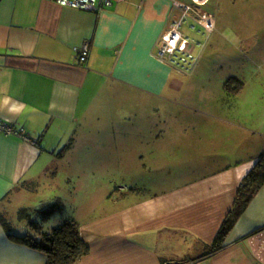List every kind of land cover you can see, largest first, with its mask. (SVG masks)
Here are the masks:
<instances>
[{
    "label": "crops",
    "instance_id": "1",
    "mask_svg": "<svg viewBox=\"0 0 264 264\" xmlns=\"http://www.w3.org/2000/svg\"><path fill=\"white\" fill-rule=\"evenodd\" d=\"M206 1L204 7L211 0ZM178 4L199 7L191 0H122L98 12H83L53 0H0V121L23 129L30 139L0 130V212L19 199L24 202L41 186L40 179L57 176L62 145L81 139L88 129L90 145L93 139V145L98 144L95 129L118 135L112 138L109 132L110 139L102 142L112 146L111 161L143 162L140 153L132 158L129 150L142 143L143 131L137 140L129 131H141L145 125L142 119L125 122L122 116L130 106L123 104L144 102L137 108L139 116L153 111L156 117L163 103L198 97L190 91L183 94L191 77L178 79L177 68L156 57L157 44L180 18ZM208 18L215 21L212 13L198 10L185 17L186 25L196 21V34L204 35L202 23ZM184 22L178 31L187 45L189 38L181 33ZM84 43L90 46L89 56L80 64L73 49ZM192 43L198 47L201 42ZM186 48L192 51L194 46ZM179 108L190 110L178 106L176 111ZM159 139L154 142L157 153L163 146ZM182 142L175 140L170 147ZM253 149L254 154L241 161L226 153L214 155L217 164H201L204 173L190 175V167L199 164L171 170L154 180L148 197L137 203L123 200L121 217L103 221L105 229L79 226L88 253L76 264H264V184L224 238L223 248L207 255L238 186L264 153L260 142L254 141ZM200 152L196 149L193 157ZM46 262L43 252L14 241L0 226V264Z\"/></svg>",
    "mask_w": 264,
    "mask_h": 264
},
{
    "label": "rangeland",
    "instance_id": "2",
    "mask_svg": "<svg viewBox=\"0 0 264 264\" xmlns=\"http://www.w3.org/2000/svg\"><path fill=\"white\" fill-rule=\"evenodd\" d=\"M193 10L212 13L214 31L207 33L205 30L204 35L201 32L198 35L200 29H196L199 27L196 21L190 20L188 25L186 21L183 23L181 33L185 39L189 38L188 44L194 48L192 51L186 48L188 44L180 38L176 45L180 50L177 58L184 52L195 60L191 71L177 67L179 75L175 73V76L180 80L192 78L183 88V94L190 91L198 97L194 95V101L186 96L174 99L178 103H163L156 117L153 111V115L148 111L146 116H139L137 108H143L144 102L130 100L129 104L122 106H130V111L122 116L125 122L142 119L145 125L141 131H137V127L129 131L132 140L139 139L136 136L143 131L142 143L129 147L130 156L133 158L138 152L143 162L111 161L112 146L102 142L110 139L109 135L106 136L109 132L112 138L118 135L109 129L106 132V128L95 129L93 134L97 136L98 144L93 145V139L90 145L88 135H91V129H88L82 132L81 139L67 140L62 145V158L55 171L57 176L40 179L41 186L33 189L34 193L27 194L24 202L19 199L13 208L0 212V219L8 218L19 234L26 232L27 225L30 233L36 235L38 231L47 232L66 220L75 221L81 228L99 231L105 229L103 221L121 217L123 200L137 203L140 198L148 197L157 177L161 179L171 170L176 173L187 164L200 165L190 167V175L204 173L205 166L201 164L211 168L217 164L213 156L222 157L223 153L241 161L254 154V141L260 142L264 148V0H211L205 7ZM194 40H200L198 47L192 43ZM165 62L171 65L168 60ZM199 96L206 101L207 107L200 103ZM171 103L176 105L175 111L171 109ZM178 106L190 110L179 108L180 111H176ZM116 121H119L117 117ZM240 129L243 130L240 132ZM118 134L120 137L121 131ZM157 138H160L158 143L163 139L158 153L154 145ZM175 140L184 142L170 147ZM205 141L215 146L207 147ZM196 149L201 152L193 157ZM221 164L224 166V162ZM79 173L84 174L78 177ZM20 209L30 210V216L18 218ZM11 215L14 216L12 219ZM30 220L39 227H32Z\"/></svg>",
    "mask_w": 264,
    "mask_h": 264
},
{
    "label": "trees",
    "instance_id": "3",
    "mask_svg": "<svg viewBox=\"0 0 264 264\" xmlns=\"http://www.w3.org/2000/svg\"><path fill=\"white\" fill-rule=\"evenodd\" d=\"M263 184L264 153L259 156L252 170L243 178L241 184L238 186L232 207L221 224L213 245L207 248V255L218 252L223 248L222 243L224 238ZM18 212L19 218L21 215L29 217L31 211L23 209ZM8 221V218H1L0 226L5 229L9 237L30 249L43 252L46 255V264H76L88 253V247L80 237L79 225L73 220H66L47 232L40 230L36 235L32 232L30 233L28 225L26 232L19 234L12 228L13 224ZM30 221L32 227L39 225L38 223H33L32 220Z\"/></svg>",
    "mask_w": 264,
    "mask_h": 264
},
{
    "label": "built area",
    "instance_id": "4",
    "mask_svg": "<svg viewBox=\"0 0 264 264\" xmlns=\"http://www.w3.org/2000/svg\"><path fill=\"white\" fill-rule=\"evenodd\" d=\"M57 5L61 7H66L70 9H75L83 12H98L104 8L110 7L114 2L122 0H53ZM193 5L204 6L207 2L206 0H191ZM178 8L181 12L178 21L174 22L172 28L168 33H166L162 40L157 44L156 57L159 60H168L171 65L179 67L181 70L191 71L193 69L194 58L190 54L182 53L179 58H177L178 48H176L177 41L181 38L178 28L182 24L186 16L195 12L193 6L178 4ZM202 27L209 33L214 31V21L208 18L203 21ZM190 29H194V26H190ZM177 39V40H176ZM89 44L84 43L80 47H75L73 52L75 58L80 64H84L89 56ZM180 51V50H179ZM186 54V55H185ZM0 130L6 134H14L26 142H30L26 132L23 129L14 130V127L8 125L7 123L0 121Z\"/></svg>",
    "mask_w": 264,
    "mask_h": 264
}]
</instances>
